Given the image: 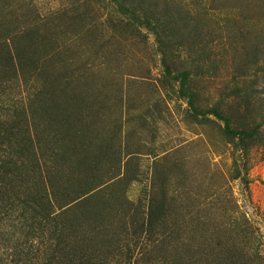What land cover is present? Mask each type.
I'll return each instance as SVG.
<instances>
[{"label":"rangeland","instance_id":"374dc122","mask_svg":"<svg viewBox=\"0 0 264 264\" xmlns=\"http://www.w3.org/2000/svg\"><path fill=\"white\" fill-rule=\"evenodd\" d=\"M0 264H264V0H0Z\"/></svg>","mask_w":264,"mask_h":264},{"label":"trees","instance_id":"16d2710c","mask_svg":"<svg viewBox=\"0 0 264 264\" xmlns=\"http://www.w3.org/2000/svg\"><path fill=\"white\" fill-rule=\"evenodd\" d=\"M120 6L122 7V10L123 11H126V14L129 16V18H131V20L133 21V22H135V23H139V24H141V25H144L143 23H142V20H140L139 18H138V16L136 15V13L135 12H133L131 9H128V8H126L125 6H123L122 4H120ZM184 75V76H183ZM182 75V79H183V83H182V90H183V92H185L186 90V80H187V78H188V75H186V74H183ZM185 79V80H184ZM188 96H189V98L190 99H193V97H192V95L191 94H188ZM227 134L229 135V136H231V137H237L238 139H239V142H240V145H241V147L244 149V150H247L248 149V146H249V141L250 140H252L253 138H254V135H255V133H256V131L255 130H250V129H237V130H233V129H228L227 130ZM41 200L42 199H37V201H36V203L37 204H40L41 203ZM48 204L50 205V203L48 202ZM48 209H49V206H48ZM50 215V214H49ZM59 218V217H58ZM57 217H55L54 216V214L53 213H51V215L49 216V219H50V222H51V224L53 225V224H55V223H57V219H58ZM75 253H77V252H75ZM76 257H77V255H76Z\"/></svg>","mask_w":264,"mask_h":264}]
</instances>
